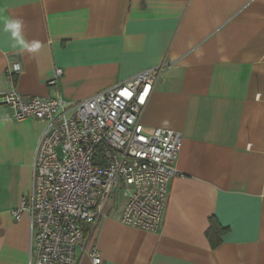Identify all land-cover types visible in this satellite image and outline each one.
Segmentation results:
<instances>
[{
    "label": "crops",
    "instance_id": "obj_1",
    "mask_svg": "<svg viewBox=\"0 0 264 264\" xmlns=\"http://www.w3.org/2000/svg\"><path fill=\"white\" fill-rule=\"evenodd\" d=\"M9 19L28 49L2 30ZM156 66L143 123L183 135L162 226L126 225L124 204H107L88 249L103 264H264V0H0V97L77 102ZM45 126L0 105V264H29L30 214L13 212ZM212 218L226 228L215 249ZM77 264H93L81 248Z\"/></svg>",
    "mask_w": 264,
    "mask_h": 264
},
{
    "label": "built area",
    "instance_id": "obj_2",
    "mask_svg": "<svg viewBox=\"0 0 264 264\" xmlns=\"http://www.w3.org/2000/svg\"><path fill=\"white\" fill-rule=\"evenodd\" d=\"M162 70L146 69L77 102L16 89L0 97L15 119L46 123L35 151L31 193L13 212L16 218L30 214L29 264H77L79 248L93 264H103L98 248L88 249V230L118 187L125 198L122 223L160 230L183 146L181 132L147 130L142 120ZM19 72V64L9 68L10 81ZM62 72L58 68L50 83L57 84Z\"/></svg>",
    "mask_w": 264,
    "mask_h": 264
},
{
    "label": "clouds",
    "instance_id": "obj_3",
    "mask_svg": "<svg viewBox=\"0 0 264 264\" xmlns=\"http://www.w3.org/2000/svg\"><path fill=\"white\" fill-rule=\"evenodd\" d=\"M22 24L19 19H9L3 25V31L9 32L13 41H15L14 47H18L21 51L28 49L29 45L22 38ZM38 46V44L36 45Z\"/></svg>",
    "mask_w": 264,
    "mask_h": 264
},
{
    "label": "trees",
    "instance_id": "obj_4",
    "mask_svg": "<svg viewBox=\"0 0 264 264\" xmlns=\"http://www.w3.org/2000/svg\"><path fill=\"white\" fill-rule=\"evenodd\" d=\"M210 227L207 231V236L211 242L212 247L215 249L222 243V235L226 231L215 218L211 219Z\"/></svg>",
    "mask_w": 264,
    "mask_h": 264
},
{
    "label": "rangeland",
    "instance_id": "obj_5",
    "mask_svg": "<svg viewBox=\"0 0 264 264\" xmlns=\"http://www.w3.org/2000/svg\"><path fill=\"white\" fill-rule=\"evenodd\" d=\"M124 202H125V198L122 194V188L118 187L111 195V198L108 203V207H113L118 209L124 204Z\"/></svg>",
    "mask_w": 264,
    "mask_h": 264
}]
</instances>
